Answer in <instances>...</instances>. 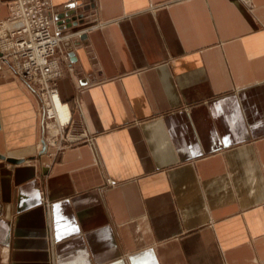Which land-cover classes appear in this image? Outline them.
<instances>
[{
  "label": "crops",
  "instance_id": "crops-1",
  "mask_svg": "<svg viewBox=\"0 0 264 264\" xmlns=\"http://www.w3.org/2000/svg\"><path fill=\"white\" fill-rule=\"evenodd\" d=\"M49 3L69 119L3 63L0 264H264V0Z\"/></svg>",
  "mask_w": 264,
  "mask_h": 264
},
{
  "label": "built area",
  "instance_id": "built-area-1",
  "mask_svg": "<svg viewBox=\"0 0 264 264\" xmlns=\"http://www.w3.org/2000/svg\"><path fill=\"white\" fill-rule=\"evenodd\" d=\"M50 9L49 0H11L0 19V59L23 81L40 85L46 93L56 92L52 84L60 74L53 58L59 38L51 31Z\"/></svg>",
  "mask_w": 264,
  "mask_h": 264
},
{
  "label": "bare ground",
  "instance_id": "bare-ground-1",
  "mask_svg": "<svg viewBox=\"0 0 264 264\" xmlns=\"http://www.w3.org/2000/svg\"><path fill=\"white\" fill-rule=\"evenodd\" d=\"M9 26L10 25H7V28H9ZM38 48H39L38 46H35V49L37 51L40 50ZM40 60H41V57L39 56V61ZM4 62H7V61L5 59H0V69H2V65ZM9 67L12 70V72L14 73V71L10 65H9ZM15 76H17L19 79H21L22 80L21 82L25 86H28L27 82L23 81V79L20 78L17 74H15ZM41 95L43 97L42 102L44 104L43 108H44L45 119L47 121H51V120H55V119L60 117L59 118V124H61L63 126L69 119L68 118L69 111L65 106L61 105L57 92H51V93L44 92ZM52 141H54V140H52Z\"/></svg>",
  "mask_w": 264,
  "mask_h": 264
},
{
  "label": "rangeland",
  "instance_id": "rangeland-1",
  "mask_svg": "<svg viewBox=\"0 0 264 264\" xmlns=\"http://www.w3.org/2000/svg\"><path fill=\"white\" fill-rule=\"evenodd\" d=\"M11 1V0H10ZM10 1H8L7 3H6V13H7V10H8V4H9V2ZM6 16V15H5ZM4 18V17H3ZM55 35V34H54ZM57 47V46H56ZM53 58L56 60V58H55V51H54V54H53ZM57 61V60H56ZM58 64V63H57ZM1 70V69H0ZM54 82H55V80L53 81V87L55 88V84H54ZM27 85H29L28 83H27ZM26 87H28V86H26ZM30 87V88H29ZM29 87H28V89H30V90H32L33 91V93L40 99V101H42V99H43V97H42V93H44V91L43 90H41V88H40V85H37V84H32V82H30V85H29ZM56 89V88H55ZM40 107H41V115H43L44 114V108L42 107V105H41V103H40ZM44 125H45V120L43 119V122H42V134H43V136H44V134H45V137H43V141H47V142H43V143H49L50 141H52V140H54L55 141V137H51V140H49V139H47L48 138V136H47V131H48V128H45L44 127ZM47 130V131H46ZM47 136V137H46ZM9 163V162H8ZM10 164H12V163H10ZM40 200H42V197L40 198Z\"/></svg>",
  "mask_w": 264,
  "mask_h": 264
},
{
  "label": "water",
  "instance_id": "water-1",
  "mask_svg": "<svg viewBox=\"0 0 264 264\" xmlns=\"http://www.w3.org/2000/svg\"><path fill=\"white\" fill-rule=\"evenodd\" d=\"M0 159H4L6 162H9V163H18V162H20V159H15V158H11V157L4 158L3 155H0Z\"/></svg>",
  "mask_w": 264,
  "mask_h": 264
}]
</instances>
